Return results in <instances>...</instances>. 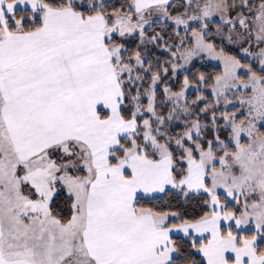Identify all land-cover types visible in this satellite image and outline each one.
I'll return each mask as SVG.
<instances>
[{
  "label": "snow or ice",
  "instance_id": "6c2138e0",
  "mask_svg": "<svg viewBox=\"0 0 264 264\" xmlns=\"http://www.w3.org/2000/svg\"><path fill=\"white\" fill-rule=\"evenodd\" d=\"M0 264H264V0H0Z\"/></svg>",
  "mask_w": 264,
  "mask_h": 264
}]
</instances>
